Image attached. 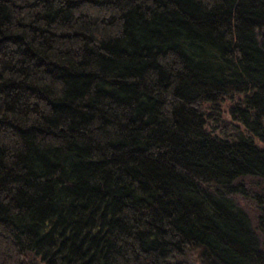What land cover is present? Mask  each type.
<instances>
[{
    "label": "trees",
    "instance_id": "trees-1",
    "mask_svg": "<svg viewBox=\"0 0 264 264\" xmlns=\"http://www.w3.org/2000/svg\"><path fill=\"white\" fill-rule=\"evenodd\" d=\"M0 264H264V0H0Z\"/></svg>",
    "mask_w": 264,
    "mask_h": 264
}]
</instances>
